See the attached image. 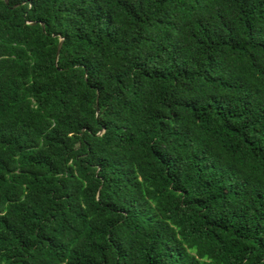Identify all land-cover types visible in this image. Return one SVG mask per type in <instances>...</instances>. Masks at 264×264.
Listing matches in <instances>:
<instances>
[{
    "label": "trees",
    "instance_id": "1",
    "mask_svg": "<svg viewBox=\"0 0 264 264\" xmlns=\"http://www.w3.org/2000/svg\"><path fill=\"white\" fill-rule=\"evenodd\" d=\"M0 264H264V0H0Z\"/></svg>",
    "mask_w": 264,
    "mask_h": 264
},
{
    "label": "water",
    "instance_id": "2",
    "mask_svg": "<svg viewBox=\"0 0 264 264\" xmlns=\"http://www.w3.org/2000/svg\"><path fill=\"white\" fill-rule=\"evenodd\" d=\"M5 2H7V0H5ZM32 23H35V21H33ZM40 24H41L42 27H43V24H42L41 22H40ZM60 47H61V39H60V41H59V43H58V47H57L56 54H58V51H59Z\"/></svg>",
    "mask_w": 264,
    "mask_h": 264
}]
</instances>
